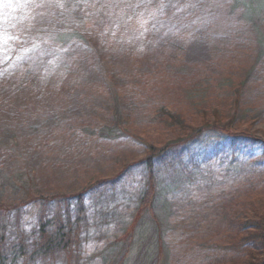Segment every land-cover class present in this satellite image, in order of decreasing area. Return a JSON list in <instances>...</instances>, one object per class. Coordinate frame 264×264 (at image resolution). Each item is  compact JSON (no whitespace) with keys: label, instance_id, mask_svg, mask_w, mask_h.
I'll return each mask as SVG.
<instances>
[{"label":"rangeland","instance_id":"1","mask_svg":"<svg viewBox=\"0 0 264 264\" xmlns=\"http://www.w3.org/2000/svg\"><path fill=\"white\" fill-rule=\"evenodd\" d=\"M201 1L204 0H0V204L18 206L10 212L14 215L0 211V226H5L6 238L12 239V244L20 242L21 233L28 239L37 233L41 208L50 218L56 217L55 212L64 208L62 196L123 171L146 154L148 144L160 147L177 140L183 129L172 119L164 121L157 111L162 106L170 111L179 109L181 116L187 112L184 120L186 117L190 127L185 132L201 121L204 115L201 108L211 106L219 110L220 116L232 115L228 106L231 94L225 86L215 90L216 98L194 97L190 105L197 102L195 98L203 102L189 110L180 94L183 91L161 94L159 88L164 86L158 81L161 76L149 69L157 60L158 42L169 28L185 20L182 16H189L181 10L193 9ZM237 1L236 11L249 16L251 19L244 18L255 25L253 31L248 30L250 43L240 53L244 62L238 79L245 83L240 97L242 105L231 129L264 138V0ZM66 5H73L85 17L87 48L94 57L92 62L97 60L94 65L85 61L86 55L82 53L64 56L48 46L37 48L31 44L32 41L36 44L35 30L39 33L47 28L50 20L64 23L62 18L56 19ZM212 33L214 30L206 35L212 37ZM177 47L172 56L181 64L212 57L211 52L202 49L201 42L190 43L182 51ZM103 76H114L122 101L121 118L127 119L126 125L120 127L124 132L105 136L90 133L92 128L103 125L102 121H111L115 109L111 95L102 85ZM182 80L184 83L190 79ZM82 117L87 124L80 127L77 120ZM162 118L163 122H159ZM91 122L94 124L90 128ZM218 140L216 132L204 133L190 143L184 160L210 150ZM223 165L220 161H214L212 167L203 165L201 176L218 177ZM156 171L157 176H153L150 168L136 163L117 175L120 179L116 183L86 193L77 234L79 247L75 248L82 255L81 260L86 257L95 260H86L84 264H102V259L113 256L118 246L104 247L114 234L123 231L135 237L129 254L141 248L137 258L143 254V239L150 243L160 239L166 255L164 264H207L208 251L201 248L209 246L215 248L217 257L220 254L219 264H238L234 258L240 247L249 253L252 248L251 252L257 251L261 259L264 246L258 236L264 233L260 226L264 220L262 182L252 187L241 186V182L236 184L229 178L226 183L217 184L213 193L228 187L234 197H228V205L215 201L211 208L202 201L206 190L193 188L185 181L178 162L159 163ZM148 186L153 194L149 208L142 210L139 200ZM53 195L61 197L59 202L46 201L42 205L26 202L29 196L45 198L41 200L44 202ZM169 202L173 204L170 209ZM76 209L71 201L72 215ZM242 209L246 210L243 214ZM253 209L257 212L250 213ZM131 215L137 217L134 230ZM240 219L249 222L244 233L253 238L251 242L258 240L255 245L250 243L244 248L236 243ZM151 247L148 246L149 251ZM35 258L39 259L37 254ZM56 264H62V255Z\"/></svg>","mask_w":264,"mask_h":264},{"label":"trees","instance_id":"2","mask_svg":"<svg viewBox=\"0 0 264 264\" xmlns=\"http://www.w3.org/2000/svg\"><path fill=\"white\" fill-rule=\"evenodd\" d=\"M236 4H238L237 0H204L193 9H188L186 12L181 10L182 14L185 13L189 16H182L185 19L184 21H179L176 25L168 29L164 39H161L156 47V62H153L151 66H149V69L151 68L153 73L161 76V78H158V81L164 86L159 88L162 89L160 93L163 95H171V92L168 91L180 92L182 90L183 93L180 94L187 103L188 106L186 108L189 110H191V107L203 102L195 98L197 102L190 105L194 97H208V99L212 97L216 98L217 94L215 90L218 87L225 86L231 94L228 103L230 105H227L233 110L232 115L229 117L220 116L218 115L219 110L217 108L213 110L211 106L206 109L201 108V110H204L201 121L193 124V128L185 132L184 130L190 127L189 124L186 123V117L184 120V116L187 112H180L182 117L178 112L179 109L170 111L164 109L166 108L164 106H162L163 108L157 109L158 113L164 116V121L165 119H172L176 126L183 129L182 134L177 137V140L173 139L168 141L160 147L148 144L145 150L146 154L140 160L138 159V161L128 165L123 171L115 173L111 177H102L92 184H89L88 187L72 193V195L62 196L64 208H62L61 212H55V214H57L56 217L54 216L55 219H53L54 217L50 218L45 213V209L41 208L38 231L36 234H33L30 239L21 233L20 242L12 244V239L6 238L7 230L2 224L0 226L3 229V231H0V264H56L59 255H62V264H76V262L80 261L82 258V255L80 252L78 253L75 247H79L77 234L85 209L86 193L94 192L109 183H116V181L120 179L117 175L130 170L132 165L136 163L150 168V170L153 171V176H157L155 168L158 167L159 163L166 164L175 160L179 163V170L184 176L185 181H189L193 188L206 190L205 194L202 195L204 196L202 201H205V206L210 204L211 208L215 205V201H217V203L225 202V205H228V197L231 199L232 196L234 197V195L230 193V190H227L228 187L218 194L213 193V189L217 184L226 183L229 178L235 181L236 184L241 182V186L248 185L252 187L261 182L264 185V138L258 137L256 134L253 135L249 133V131L231 129L232 120L235 121L237 117L236 113L242 105L240 97L244 87L243 83H245L244 80L240 81L238 79V74L243 67L242 62H244L240 53L245 49V46L250 43L248 30L250 29L253 31L255 25L252 23V20H247L251 19L249 16L246 14L243 15V12L240 13L236 11V8H238L235 6ZM80 13L81 11L73 5L63 6L62 13H58V18L56 20L62 18L64 23L62 22V24H59L50 20L47 23V28H39V33L37 32L38 29L35 30L34 40L36 44H34L33 41L31 44L35 45L37 48L48 46L49 50L64 56L72 52L82 53L86 56L84 57L82 55L81 58L84 57V60L86 59L91 65H94L97 60L94 61V63L92 62L94 57L89 55L90 50L87 48L88 43L85 38L87 35V22L84 16H80ZM64 17L70 19H63ZM212 30H214V34L212 33V37H208L206 34L208 31L212 32ZM202 35L206 38L201 37ZM197 42L202 43L204 47L202 49L212 53L211 58L201 61H186L183 64L174 61L175 58L172 54L176 46L182 51L183 48L189 46L190 43L197 44ZM75 47H79V50L75 51ZM113 77L114 76H103L102 79V85L106 86L111 95L112 105L115 107L111 121L108 120L109 122L106 123L103 119V125H98L95 129L92 128L93 130L91 129L90 133L93 132L94 134L105 136L116 132H124L120 127L126 125L127 119L121 118V115L123 116V112L120 110L122 108V101L119 95H117V93L119 94V90L116 86L117 82ZM181 77H183L182 79L188 77L190 80H184L185 82L183 83ZM208 99L206 98V100ZM126 101H128V104H131V101ZM198 107L199 106L195 109L197 110ZM126 116L127 114L124 113V117ZM191 117L193 118L194 115ZM163 118L159 120V122H163ZM91 119L92 118H90V120ZM128 120H130V118ZM191 120L197 122L194 119ZM210 120L211 123H208ZM77 121L80 127L87 124V120L83 117L79 118ZM93 124L94 123L91 122L89 127L91 128ZM210 131L216 132L219 140L215 142L210 150L192 155L185 161L184 155L190 143L195 142L204 133ZM256 148L260 149L259 152L256 151ZM214 161L224 163L222 171L219 174L220 176L209 175L206 178H204L205 176L202 177L201 175H204L202 172L204 166L212 167ZM202 181L204 182L200 184ZM154 184L156 185V178ZM186 193L190 195L188 191ZM152 194L153 192L150 186H148L139 200V205L142 210L149 208L147 206ZM156 195L157 193H155L152 203H154ZM58 197L53 195L52 199L41 202V200L45 198L29 196L26 202H35L36 204L42 205L46 201L56 200L59 202L61 197ZM71 201L75 203L77 207L73 215L70 211ZM168 205L169 209L173 207V204L171 205L170 202ZM17 208L18 206L16 204H0L1 212L10 213ZM244 211L246 212L245 209H242L241 213H245ZM254 212L256 213L257 211L253 209L250 213ZM7 215L10 216L14 214L10 213ZM133 218L134 220L131 225H133L134 230V225H136L134 223L137 221V217L131 215L130 219ZM242 220L244 219H240L239 226H237L238 229L240 228V235H236V243L244 248L249 246L250 243L255 245L258 240L251 242L253 238H251L248 233H244L249 222L247 220L243 222ZM260 226L264 228V220L260 223ZM259 232H262V230ZM262 233H259L258 239L261 240L260 243L264 246V233ZM134 239L135 237L132 233L128 235L124 231L120 235L114 234L110 241L106 242L104 248L109 249L117 245L118 249L113 256L110 254L108 258L102 259L101 263L132 264V262H134L136 264H143L146 261H152L153 264H164V262H166V255H164L165 251L162 249L163 245L160 246V239L151 243L143 239V244H141V246H143V254L140 258H137V253L141 248L129 254ZM140 239L141 238H139V241ZM148 243L153 245V247H151L152 251L148 250V246H150ZM201 249L208 251L206 255V259L208 260L207 264H213L215 262L216 264L221 263V258H219L220 254H218L217 257L213 251L215 248L209 246V248L202 247ZM248 250L250 253L242 250L241 247L238 249L236 252L237 255H235L236 258H234L238 260V264H240L241 261L248 262V264H264V254L261 256V259H259L257 251L251 252L253 251L252 248ZM36 254L39 257L38 260L35 258ZM86 260L91 262L95 260V258H83L79 264H84ZM96 264L99 263L96 262Z\"/></svg>","mask_w":264,"mask_h":264}]
</instances>
